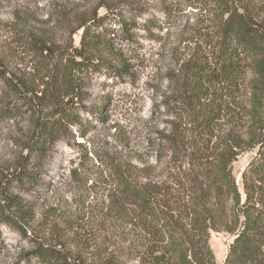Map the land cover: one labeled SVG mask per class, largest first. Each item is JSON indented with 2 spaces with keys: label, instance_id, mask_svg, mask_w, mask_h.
Listing matches in <instances>:
<instances>
[{
  "label": "trees",
  "instance_id": "obj_1",
  "mask_svg": "<svg viewBox=\"0 0 264 264\" xmlns=\"http://www.w3.org/2000/svg\"><path fill=\"white\" fill-rule=\"evenodd\" d=\"M202 1L212 12L213 31L206 55L195 54L172 76L178 121L165 135L170 156L140 170L111 162L115 188L101 229L117 238L113 247L103 242L89 259L58 239H35L33 254L44 264H216L211 231L233 235L223 264H264V1ZM111 16L96 8L78 15L79 46L28 31L17 53L31 57L30 72H18L0 57V116L27 119L15 141L19 155L0 169V223L26 233L33 210L12 188L27 190L37 182L32 160L74 122L79 75L98 61L115 76L127 71L123 63L95 55ZM115 23L124 30V21ZM248 149L256 155L239 187L231 167Z\"/></svg>",
  "mask_w": 264,
  "mask_h": 264
},
{
  "label": "rangeland",
  "instance_id": "obj_2",
  "mask_svg": "<svg viewBox=\"0 0 264 264\" xmlns=\"http://www.w3.org/2000/svg\"><path fill=\"white\" fill-rule=\"evenodd\" d=\"M103 2L110 7L98 6ZM95 8L113 15L111 23L102 24L106 36L95 55L123 63L127 71L115 76L98 61L79 75L74 122L62 127L41 159L32 160L37 182L27 190L12 188L33 210V219L25 234L0 223V264H44L33 254L35 239H58L72 254L89 259L103 242L113 247L117 238L101 229L115 188L111 162L140 170L170 156L165 135L178 121L172 114L177 97L172 76L181 74L195 54L206 55L204 44L213 31L212 12L202 0H0V57L18 72H30L31 57L17 53L28 31L61 46H79L82 28H75L76 18ZM119 19L124 30L115 23ZM26 125L25 116H0V169L19 155L15 141ZM255 155V149L245 150L232 163L238 182ZM232 239L224 231L210 232L216 264H223Z\"/></svg>",
  "mask_w": 264,
  "mask_h": 264
}]
</instances>
